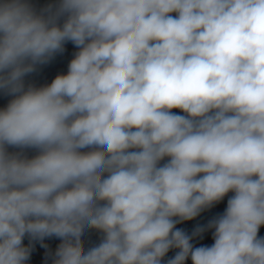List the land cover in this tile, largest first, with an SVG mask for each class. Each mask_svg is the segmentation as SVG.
<instances>
[{"label": "clouds", "instance_id": "obj_1", "mask_svg": "<svg viewBox=\"0 0 264 264\" xmlns=\"http://www.w3.org/2000/svg\"><path fill=\"white\" fill-rule=\"evenodd\" d=\"M0 100V264H264V0H0Z\"/></svg>", "mask_w": 264, "mask_h": 264}]
</instances>
